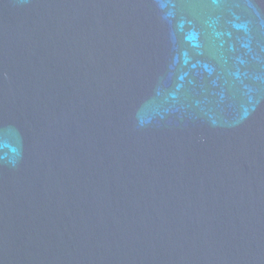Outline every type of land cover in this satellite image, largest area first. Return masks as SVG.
Here are the masks:
<instances>
[{
    "label": "water",
    "instance_id": "1",
    "mask_svg": "<svg viewBox=\"0 0 264 264\" xmlns=\"http://www.w3.org/2000/svg\"><path fill=\"white\" fill-rule=\"evenodd\" d=\"M0 264H264V0H0Z\"/></svg>",
    "mask_w": 264,
    "mask_h": 264
}]
</instances>
